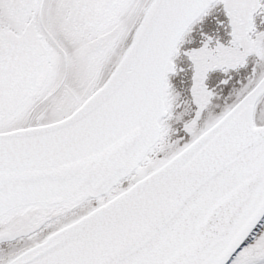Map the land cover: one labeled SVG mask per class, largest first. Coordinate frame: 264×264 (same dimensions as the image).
<instances>
[{
	"label": "snow or ice",
	"instance_id": "1",
	"mask_svg": "<svg viewBox=\"0 0 264 264\" xmlns=\"http://www.w3.org/2000/svg\"><path fill=\"white\" fill-rule=\"evenodd\" d=\"M0 264H264V0H0Z\"/></svg>",
	"mask_w": 264,
	"mask_h": 264
}]
</instances>
